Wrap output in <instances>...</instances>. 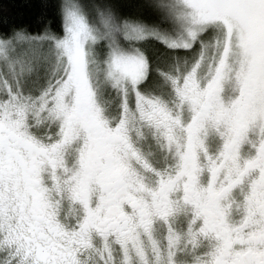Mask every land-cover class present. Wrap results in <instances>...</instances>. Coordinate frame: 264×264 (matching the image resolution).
I'll use <instances>...</instances> for the list:
<instances>
[{
  "label": "snow or ice",
  "instance_id": "6c2138e0",
  "mask_svg": "<svg viewBox=\"0 0 264 264\" xmlns=\"http://www.w3.org/2000/svg\"><path fill=\"white\" fill-rule=\"evenodd\" d=\"M0 8V264H264V0Z\"/></svg>",
  "mask_w": 264,
  "mask_h": 264
},
{
  "label": "trees",
  "instance_id": "16d2710c",
  "mask_svg": "<svg viewBox=\"0 0 264 264\" xmlns=\"http://www.w3.org/2000/svg\"><path fill=\"white\" fill-rule=\"evenodd\" d=\"M5 13L22 15L27 18L39 16L43 11L41 0H0Z\"/></svg>",
  "mask_w": 264,
  "mask_h": 264
}]
</instances>
